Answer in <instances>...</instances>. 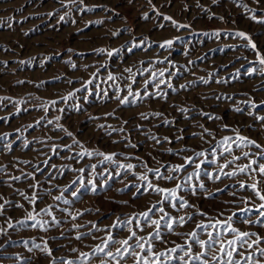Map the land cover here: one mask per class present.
<instances>
[{"label":"rangeland","instance_id":"obj_1","mask_svg":"<svg viewBox=\"0 0 264 264\" xmlns=\"http://www.w3.org/2000/svg\"><path fill=\"white\" fill-rule=\"evenodd\" d=\"M85 6L93 10L84 11ZM164 16L187 27L177 28ZM261 20L264 0H83V4L80 0H0V204H5L0 215V264H61V260L79 264V253L91 254L103 245L109 234L106 229L117 217L138 215L161 199L138 179L146 171L143 165L164 172L184 164L185 157L208 163L201 164L200 176L190 181L197 195L187 188L178 194L211 218L236 213L233 227L264 236V228L242 222L249 215L242 210L260 201L247 190L232 195L240 182L253 181L243 174L232 178L220 174L219 180L204 175V171L219 174L218 165L226 162L222 149L216 147L225 136L235 138L238 133L264 146V121L254 119L264 116V76L247 74L259 67L257 51L264 56ZM236 32H244L256 49L234 37ZM167 40L174 42L170 48L159 47ZM100 49L104 53H98ZM109 51L112 56L107 55ZM152 72L165 83L154 87ZM110 75L115 79L109 80ZM129 88L140 93L141 99L128 96ZM118 96L134 102L122 105ZM252 103L259 107L251 108ZM121 128L124 131H118ZM76 141L94 155L76 156L82 151ZM232 147L233 155L258 151ZM201 151L205 156L196 158ZM97 152L115 154L114 161H104ZM214 158H218L216 164L211 163ZM121 164L134 167L127 170ZM195 171L194 164L178 174L169 171L168 175L179 177L176 181L148 176L159 187L173 188ZM17 176L19 181L13 179ZM200 183L204 190L198 188ZM21 192L37 196V210L51 206L60 224H51L52 218L41 214L38 219L50 225L46 231L19 227L17 221L27 220L33 207ZM165 210L173 216L195 211L177 212L167 205ZM250 215L254 218L256 213ZM159 216L156 213L153 218ZM9 219L13 228L7 227ZM202 219L197 216L195 223ZM189 223L176 227V235L161 228L167 245L157 241L154 250L184 243L181 234L195 228V223ZM153 230L146 228L139 235L147 237ZM87 233L91 235L76 239ZM111 234L124 239L128 233L111 229ZM45 242L52 256L32 247L33 243L44 247ZM88 264H100L99 257H92ZM121 264H134V258Z\"/></svg>","mask_w":264,"mask_h":264},{"label":"snow or ice","instance_id":"obj_2","mask_svg":"<svg viewBox=\"0 0 264 264\" xmlns=\"http://www.w3.org/2000/svg\"><path fill=\"white\" fill-rule=\"evenodd\" d=\"M151 3V0H148ZM259 3V0H256ZM80 3L83 4V0H80ZM241 7H245L244 5H240ZM67 7V5H65ZM78 10H80L78 8ZM84 11H92L93 9L85 8ZM155 10V9H154ZM148 19L147 16L144 17ZM165 20H171L172 24L177 28L187 27L185 25H178L175 20H172L169 16L163 17ZM63 20L64 17L62 16ZM252 19H256L255 15L252 16ZM264 23V20L259 21ZM113 35H117V33H113ZM215 36L219 37L220 33H214ZM234 37H239L248 41L247 47L255 50L256 45L251 41V39L244 32H236L233 34ZM174 42L172 40L164 41L159 45L161 48H170ZM139 46V45H134ZM131 50V49H129ZM104 49L98 50V53H104ZM108 56H112L113 53L111 51L107 52ZM257 61L256 64L259 67H253L248 71V75L259 74L264 76V56H262L258 51L256 53ZM162 63V62H161ZM73 68L76 65H71ZM129 74L134 75L133 70L131 68L126 69ZM165 75L164 71L159 73L160 77ZM171 75V73H169ZM153 77V86L158 87L159 84L165 83L163 80H158L155 72L151 73ZM115 78L111 75L109 76V80H114ZM136 81L133 80V83ZM203 83H208L207 80H203ZM219 82V81H218ZM23 83V82H21ZM91 83V81H89ZM171 87V85H168ZM181 87H184L181 85ZM145 92H147V83L145 85ZM70 95H72L70 93ZM135 99H141L140 93H133L131 88L128 90V96H133ZM149 96L152 94L149 93ZM67 99V98H65ZM120 104H128L134 101H129L128 97H117ZM52 105L56 103V101L50 102ZM251 108L255 109L259 107V105L252 103L250 105ZM237 112H242L243 110L240 108L235 109ZM45 111H47V107H45ZM181 111H185L181 109ZM159 115V114H157ZM142 119H148L147 115L141 114ZM59 119V118H57ZM210 119H219V117H210ZM254 119L257 121H264V116L255 115ZM39 123V121H37ZM48 124H52V120L47 121ZM127 123V122H126ZM165 123H170L166 121ZM101 127H104L103 125ZM111 127V126H109ZM227 127V125H225ZM60 130L66 131V129L61 128ZM113 131H117L113 129ZM118 131H124L122 128ZM209 135L207 129L204 130ZM111 135V132L107 133ZM68 136H72L71 132H67ZM149 139L154 140L157 144L161 143L159 139L155 136L149 137ZM165 141H168V138H165ZM77 145L82 149L81 152L77 153L76 156L83 158L85 156L91 157L94 155L93 152L88 151L83 148V145L79 144L76 141ZM235 145L237 149L254 147L258 151L255 153H250L248 151H244L243 155H233V147ZM69 148L71 146H68ZM132 147H136V145H132ZM217 148H221L222 151L220 153L221 156H224L226 162L220 163L219 174H212L210 172L204 171V175H207L209 179L219 180L220 174L223 176H227L229 178L237 177L240 175H246L248 179H251L253 182L247 184L245 182L239 183V188L232 192V195H236V191H250L252 196L260 201L258 205H254L252 208H245L242 212L249 213V215L242 220L244 224L251 225L253 227L264 228V146L257 143L255 140H252L248 137L239 135L235 136V138L230 136H225L217 145ZM187 150V149H185ZM55 151V148H53ZM172 150L169 149V152ZM178 155L179 153H174ZM95 155L102 156L104 161L113 162L115 154H105L103 152H97ZM215 152H213V156L215 157ZM196 158L204 157L205 152H197L195 154ZM228 156H231V159H228ZM218 158H214L211 163L216 164ZM242 159L247 160V163L238 164V161ZM208 163L207 160H202L200 163H194L192 157H185L184 164L170 166L166 168L164 172H161L159 168L152 169L148 167L147 164H144L143 167L146 169L145 173L138 176V179L143 182L144 189L150 192L156 193L161 197L160 200L157 201L156 204H153L146 211L134 215L128 218L117 217V220L113 222L112 225L109 226L106 231H108V235L103 242V245H97L92 253L82 252L79 253V264H88L89 260L92 257H99L100 264H121V261L125 260L128 257L134 258V264H264V236H261L258 232H249V231H241L237 227H233V217L236 216V213H233L230 216H227L223 219L219 218H211L208 217V214L199 208H196L194 204H190L188 200H186L183 196L179 195V192L184 191L186 188L191 191L193 196L197 195L196 187L190 184L193 176L199 177L201 174V164ZM195 166L196 171L193 173H189L186 178L183 179V183H176L173 188H164L159 187L154 184L152 180L149 179L148 174H152V178L154 180H167V181H176L179 179L177 175H168L167 173L170 171L172 173H181L185 171L188 166ZM120 168H125L130 170L134 167L132 164L127 165H119ZM232 168L231 171H225V169ZM93 168L95 166L93 165ZM3 171V169H0ZM79 171L83 172V169ZM13 179L19 181L21 177H13ZM72 183H76L73 181ZM91 183V181H90ZM35 187V186H34ZM228 186L226 185L225 188ZM200 190H204V184L200 183L198 185ZM218 192H224L225 189H217ZM137 192L141 193V189L137 186ZM21 196H24L28 202L33 205L32 210L28 212L27 220L17 221V224L21 228L27 227H39L42 230H47L50 226L48 221H42L38 219L41 214L45 216L51 217V224L59 225L60 221L53 216L51 211V206L39 209L36 208L37 196L33 195L31 197L26 196L25 193H19ZM3 199V197H0ZM54 199L61 200L62 196H55ZM65 204L69 203L67 200L63 201ZM250 201L245 200V203H249ZM7 203V201L5 202ZM165 205L169 208L176 210L177 212L181 209H195V211L191 212L188 215H177L173 216L170 212L165 210ZM17 207H23V205H16ZM5 208V204H0V215H3V211ZM255 212L256 216L253 218L250 213ZM156 213H160L159 219H154L153 216ZM83 215V213H80ZM223 216V213L220 214ZM199 216L205 219H202L201 222L195 223V218ZM76 219L75 216L72 217ZM206 220V222H205ZM29 221L31 224H29ZM163 222V223H162ZM195 223V228L191 232L181 234L184 238V243L178 244L174 243L173 247H165L164 251H155V243L158 241L163 245H167V238L161 232V228L165 229L168 234L176 235L175 228L181 227L183 228L185 225H189L190 223ZM134 225V228L132 227ZM8 228H13L14 225L9 219L7 223ZM153 228V232L149 233L147 237L143 235H139L145 231L146 228ZM93 228L96 231H100L93 225ZM111 229H126L127 235L124 239H116L111 234ZM204 235L206 238H201V235ZM84 235H91V233L81 234L76 237L77 240H80ZM27 241H24V244L27 245ZM116 247L115 252L112 251V247ZM33 248L39 249L40 251L46 253L48 256H52V251L47 247V243L45 242L44 247H41L39 244L33 243ZM31 250V249H29ZM73 251H76L73 249ZM247 253V254H246ZM61 264H73V261H63L61 260Z\"/></svg>","mask_w":264,"mask_h":264}]
</instances>
